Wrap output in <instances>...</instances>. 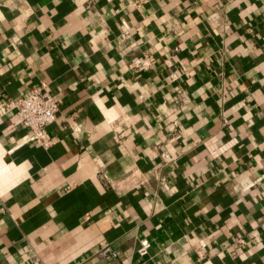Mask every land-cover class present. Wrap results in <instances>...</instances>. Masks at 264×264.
<instances>
[{"label":"crops","instance_id":"obj_1","mask_svg":"<svg viewBox=\"0 0 264 264\" xmlns=\"http://www.w3.org/2000/svg\"><path fill=\"white\" fill-rule=\"evenodd\" d=\"M41 82L48 147L0 114V264H264V0H0V98Z\"/></svg>","mask_w":264,"mask_h":264},{"label":"built area","instance_id":"obj_2","mask_svg":"<svg viewBox=\"0 0 264 264\" xmlns=\"http://www.w3.org/2000/svg\"><path fill=\"white\" fill-rule=\"evenodd\" d=\"M147 0H133L135 6L142 5ZM86 6H90V3H87ZM124 25V30L121 33V38L124 39L129 36V26L122 20ZM153 62V57L150 54H144L134 58L131 64L137 68H147ZM173 76V73L171 74ZM176 97L180 106H184L188 103L189 99L186 93V90L183 86H178L176 88ZM58 100L52 96V94L47 90L46 83L41 82L40 84L33 85L27 92L21 93L16 97H9L3 94L0 98V114L14 110L17 118L20 122L27 126L30 129L28 138L38 142L44 147H48L53 138L47 133V126L52 122L58 110ZM175 128H173V131ZM163 158L167 160L169 154L162 152ZM101 177L104 179L105 183L109 186H114L113 180L110 179L108 174L104 171L100 172ZM163 180V179H162ZM234 241L244 243L245 240L243 237L237 236L233 238ZM150 243L147 238H141L139 240V246L137 247V252L141 255H144L148 251ZM99 254H109L112 259H116L119 256V251L108 243L105 244L100 250ZM197 258L199 260L198 264L205 263V250L204 244H200L196 249ZM31 264H41L40 260L37 257H33ZM103 264H123L117 260L116 263L113 260L109 259Z\"/></svg>","mask_w":264,"mask_h":264}]
</instances>
